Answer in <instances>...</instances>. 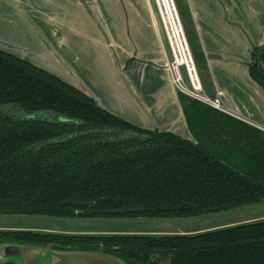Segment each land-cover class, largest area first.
I'll list each match as a JSON object with an SVG mask.
<instances>
[{
  "label": "trees",
  "instance_id": "1",
  "mask_svg": "<svg viewBox=\"0 0 264 264\" xmlns=\"http://www.w3.org/2000/svg\"><path fill=\"white\" fill-rule=\"evenodd\" d=\"M174 1L205 88L193 20ZM260 49L248 70L264 88ZM177 95L191 139L134 124L0 48V213L193 217L264 201V129L180 90ZM2 241L102 250L128 264H264V217L185 232L9 227L0 228Z\"/></svg>",
  "mask_w": 264,
  "mask_h": 264
},
{
  "label": "crops",
  "instance_id": "2",
  "mask_svg": "<svg viewBox=\"0 0 264 264\" xmlns=\"http://www.w3.org/2000/svg\"><path fill=\"white\" fill-rule=\"evenodd\" d=\"M93 1L99 3L97 7L100 10L102 6L109 9L114 6L118 16L85 20H90L89 23L78 17L72 24L63 16L59 19L54 16L56 5L53 6L51 0H0V48L21 56L16 50V47L20 48L17 41H39L43 49H50L51 42L60 41L63 43L60 49L64 50L68 46V32L59 35L58 26L64 25L69 30L71 25H78L77 31H80L79 25H85L95 32L90 37V43L96 46L100 56L103 55L102 60L111 78L108 83L110 88L107 87L109 91L106 90L108 95H103L106 101L85 83L80 85L68 81L57 71L34 64L82 88L99 105L134 124L146 129L169 130L191 139L178 90L168 67L172 55L158 22L159 13L154 0H126L127 16H124L119 0ZM180 2L193 20L203 52L206 93L211 97L219 96L226 112L264 127V88L250 76L248 70V64L253 61L254 48L264 45V0ZM134 9L137 15L133 14ZM55 10L59 7L56 6ZM64 53L67 54L66 50ZM256 62L264 74V49L256 52ZM259 217L264 215L171 232L210 229Z\"/></svg>",
  "mask_w": 264,
  "mask_h": 264
},
{
  "label": "rangeland",
  "instance_id": "3",
  "mask_svg": "<svg viewBox=\"0 0 264 264\" xmlns=\"http://www.w3.org/2000/svg\"><path fill=\"white\" fill-rule=\"evenodd\" d=\"M119 1L123 7V11H125L126 0ZM51 2L53 3V6L56 5L59 7V10H55L56 6H54V16L58 19L60 18L59 16H63L72 24L75 23V18L78 19V17L80 20L85 21L99 17L103 19H111L118 16L117 11L113 9L114 6L109 9L101 5L103 8L100 10L97 7L99 3H95L93 0H51ZM134 6H136V4ZM127 13L128 10L125 11L124 16H127ZM133 14L137 15L136 9H134ZM159 14L158 22L160 26H162ZM90 20L85 22L89 23ZM77 27L78 25H71L69 30H67L64 25L58 26L59 35H64L68 32V46L67 49L66 47L64 49L68 55H65L64 50L60 49L61 44H63L60 41H54V44L51 42L50 49L41 48L39 46L41 42L39 41H17L16 44L20 45V48L15 46L17 53L26 60L28 59L33 63L35 62L57 71L62 74V78H65L68 81L77 82L80 85L85 83V85H88L92 90L99 93L103 100L106 101L103 95H108L106 90H108L107 87L110 88L108 83H110L111 78L108 69L105 68L107 65L102 60L103 55L100 56L99 52L96 50V46L90 43V37L95 32L89 30L85 25H79L81 28H78V30L80 29V31H77ZM34 44H37V47L31 49L26 48L27 46ZM182 65L180 69L184 83L191 87L185 68ZM111 99L114 101L113 97H111ZM116 108L119 109V105H116ZM28 115L33 116L34 114L31 113ZM259 215H264V201L193 217L126 216L116 218H88L56 217L41 214L0 213V228L10 227V229H33L61 233H136L142 231L159 232L164 230L171 232L178 229H198V227H206V225L210 224L223 223L226 221L239 220L247 216Z\"/></svg>",
  "mask_w": 264,
  "mask_h": 264
},
{
  "label": "water",
  "instance_id": "4",
  "mask_svg": "<svg viewBox=\"0 0 264 264\" xmlns=\"http://www.w3.org/2000/svg\"><path fill=\"white\" fill-rule=\"evenodd\" d=\"M0 264H128L122 258L96 249L61 248L52 242L29 244L0 242Z\"/></svg>",
  "mask_w": 264,
  "mask_h": 264
},
{
  "label": "bare ground",
  "instance_id": "5",
  "mask_svg": "<svg viewBox=\"0 0 264 264\" xmlns=\"http://www.w3.org/2000/svg\"><path fill=\"white\" fill-rule=\"evenodd\" d=\"M158 3L163 13V17L167 27L166 31H168L169 38L173 46L172 49L176 56L175 63L178 62V64H184V66L186 65L185 68L191 87L187 85L186 86L188 88L199 89L200 79L196 73V70L193 68L194 65L191 62L192 57L188 49L186 39L184 37L183 28L177 18V13L173 5V1L158 0Z\"/></svg>",
  "mask_w": 264,
  "mask_h": 264
},
{
  "label": "built area",
  "instance_id": "6",
  "mask_svg": "<svg viewBox=\"0 0 264 264\" xmlns=\"http://www.w3.org/2000/svg\"><path fill=\"white\" fill-rule=\"evenodd\" d=\"M172 1H173V5H174V7H175L176 13H177V18H178V20H179V22H180V24H181V26H182V28H183V24H182V22H181V19H180V16H179V13H178V10H177V7H176V4H175V1H174V0H172ZM155 3H156V7H157V9H158V13H160V14H159V16H160V20H161V23H162V26H163L164 32H165V34H166V37H167V40H168V44H169L170 49H171L172 59L168 62V67H169V69H170L171 72H172V82L174 83V85H175V87L177 88V90H180V91H182V92H184V93H186V94H188V95H190V96H192V97H194V98H196V99H199V100H201V101H204V102H206V103H208V104H210V105H212V106H214V107H216V108H218V109H221V110L227 111V110L222 106V104H221V100H220L219 96L216 95L215 97H211V96H209V95L206 93V91L204 90V88H203V86H202V83L200 82L201 80L199 81V82H200L199 89L188 88V87L186 86V84L184 83V79H183V76H182L181 69H180V67H181L182 64H178V62L175 63V61H176V56H175V54H174V51L172 50L173 46H172L171 40H170V38H169L168 31H166V30H167V27H166L165 20H164V17H163V13H162V10H161L160 5H159V3H158V0H155ZM183 32H184V37H185V39H186V43H187V45H188V49H189L190 54H191V57H192V58H191V62H192V64L194 65L193 68L196 70V73H197V75L199 76L198 71H197V68H196V64H195V62H194V59H193V56H192V53H191V50H190V47H189V44H188V41H187L186 35H185L184 28H183ZM193 65H192V66H193ZM182 66L185 68L184 65H182ZM185 71H186V68H185ZM186 74H187V71H186ZM187 77H188V76H187ZM199 79H200V77H199ZM258 127H259V126H258ZM260 128H261V129H264V127H260Z\"/></svg>",
  "mask_w": 264,
  "mask_h": 264
}]
</instances>
